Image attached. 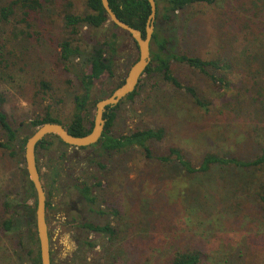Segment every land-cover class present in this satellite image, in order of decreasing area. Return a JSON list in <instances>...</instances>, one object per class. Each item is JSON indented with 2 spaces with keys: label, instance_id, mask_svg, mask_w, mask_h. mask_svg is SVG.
<instances>
[{
  "label": "rangeland",
  "instance_id": "374dc122",
  "mask_svg": "<svg viewBox=\"0 0 264 264\" xmlns=\"http://www.w3.org/2000/svg\"><path fill=\"white\" fill-rule=\"evenodd\" d=\"M42 1L45 6L41 17L30 30L33 36L21 34L22 26L10 23L4 33L0 31L2 44L6 45H0V54H5V62L0 64V98L4 99L3 110L20 135L23 124L34 127L36 115L47 110L69 125L74 116L75 95L82 91L79 77L91 71L83 59L72 60L71 70L58 61L57 45L63 35L60 17L68 2ZM71 1L70 10L80 14L87 10L85 0ZM243 1L217 0L212 5H193L178 12L172 36L174 51L208 57L230 53L223 47L219 34L224 32L222 25H228L227 19L233 13L243 11ZM16 17H22L21 13ZM81 32L83 49L90 53L97 46L100 48V42L89 38L98 39L96 31L82 27ZM104 32L117 34L120 47L112 57V72L104 73L92 87L85 111L92 120L97 102L116 89L139 56L138 47L127 32L113 27L110 21ZM108 55L105 50L103 56ZM171 65L177 79L194 87L210 106H197L186 90L161 74L145 72L135 96L123 99L115 109L112 133L163 128L164 137L151 142L155 155L169 156L172 149L179 148L195 165H199L207 151L254 156L262 131L231 104L233 90L186 63L173 60ZM223 73L230 79L237 76L230 70ZM45 82L52 88L44 86ZM4 135L0 127L1 141ZM25 144L15 156L0 148V264H34L33 258L40 251L37 230L26 220L13 224L11 229L2 225L5 210L11 215L10 212L21 210L18 206L33 207L37 201L25 173ZM41 146L47 147L42 154L48 151L50 159L59 149L71 148L54 134L48 135ZM84 152L98 155L101 150L96 144ZM85 176L92 185L102 180V186L94 187L98 199L93 211L82 203V210L70 216H89L98 225H118V236L111 239L78 223L73 239L67 236L72 233V224L48 223L52 264H168L177 250L189 247L211 253L214 260L202 264H217L215 256L219 259V250L225 252L228 262L264 264V212L254 193L263 180L262 171L215 167L206 174H188L176 163L148 158L137 147L94 162ZM76 189L71 205L80 208ZM114 208L116 215L112 213ZM70 239L74 240L76 251L72 250Z\"/></svg>",
  "mask_w": 264,
  "mask_h": 264
},
{
  "label": "trees",
  "instance_id": "16d2710c",
  "mask_svg": "<svg viewBox=\"0 0 264 264\" xmlns=\"http://www.w3.org/2000/svg\"><path fill=\"white\" fill-rule=\"evenodd\" d=\"M63 1H67L68 4H64L62 16L60 17L63 35L58 40L57 45L59 47L58 61L64 64L67 70H71L69 69V64L73 66L71 62L74 59H83L84 63L91 66L89 73L82 74L79 77L82 91L76 93L73 119L69 125H65L72 134L81 136L91 132L94 124V120L87 118L85 115L92 87L103 73L112 72V57L118 52L120 46L117 34L106 35L105 32L103 33L109 17L106 15L102 0H85L87 10L81 14L70 10L72 7L71 0ZM216 1L156 0L157 16L151 43L152 60L146 69V73L161 74L175 86L186 90L193 97L197 106H204L205 108L210 106V102L203 99L194 87L183 85L173 74L171 65L173 60L186 63L188 66L208 76L213 82L233 90L235 96L231 104L236 109L244 112L248 119L254 122L255 128L262 131L258 152L252 157H241L233 153L221 154L217 151H207L199 165L192 164L179 148L172 149L169 156H157L151 147V142L161 140L165 135V130L163 128L147 127L127 134L116 135L112 133L117 105L113 108L108 107L110 113H105L104 115L108 120L105 131L97 143L101 150L100 160L109 159L117 154L140 147L148 158L171 164L176 163L182 166L188 174H206L215 167H235L237 169L262 171L264 173V0H244L243 11L233 13L227 19L228 25H226V22L224 24L221 23L223 24L224 32L219 34L221 37L219 40L223 41V47L228 49L230 53L208 57L179 53L172 48L174 45L173 28L178 12L184 11L193 5H212ZM43 2L42 0H0V31L4 33L5 28L10 23L16 27L22 26V29H20L21 34L33 36V32L30 30L34 28V22L41 17L40 12L45 6ZM109 2L119 18L141 30L143 36H145L146 23L151 11L148 0H109ZM48 6H51V4H48ZM67 7L68 9H66ZM18 12L21 13L22 17H16ZM111 24L113 27L121 29L115 23L111 22ZM82 27L96 31L100 38L96 39L95 36L89 38L97 40L100 44H105L107 46L106 51L111 53L112 56L105 58L103 56L105 50L102 49L97 51L96 54L93 51L89 53L83 49L80 43L83 39ZM123 31L127 32L126 30ZM36 34L38 35V33ZM133 41L137 45L134 39ZM2 43L3 37L0 39V45L6 48V45ZM4 58L5 54L1 53L0 64L5 62ZM107 60H109L108 64L106 63ZM225 70H230L238 77L228 78L223 73ZM124 80L119 82L116 88L123 84ZM44 86L52 88L48 82H45ZM136 92L131 93L126 98H133ZM3 102L4 99L0 98V127L5 134L3 137L4 141L0 139V148L9 151L10 155L15 156L19 153V148L24 146L18 142L20 137L19 129L10 122L7 113L3 110ZM46 122L62 123L61 120L54 117L47 110L43 114L36 115L32 124L35 127ZM45 140L46 137L38 145L41 146ZM25 141L26 139L22 143L25 144ZM102 165L104 167V164ZM25 173L27 174V172ZM102 185L103 182L99 179L94 185L90 184L87 186L85 192L89 201L92 203L97 201L98 197L94 187ZM29 186L32 196L36 197V190L30 179ZM254 193L261 207V212H264V177ZM6 206L8 207L9 204L6 203ZM100 212L105 214L103 210ZM112 213L118 214L115 208ZM2 225L6 229H11L13 221L10 218L4 219ZM83 226L92 232L107 234L111 239L117 237L119 233L118 225L113 226L111 223L98 225L88 222L83 224ZM219 251L221 252L218 256L219 259L215 256V261L218 260L217 264H237L234 261L228 262L229 260L224 257L225 252L223 250ZM222 257L224 258L222 259ZM212 260L214 259L211 258V253H205L199 248L189 247L177 250L168 260V264H202ZM33 263L41 264L40 251L34 256Z\"/></svg>",
  "mask_w": 264,
  "mask_h": 264
},
{
  "label": "water",
  "instance_id": "95a60500",
  "mask_svg": "<svg viewBox=\"0 0 264 264\" xmlns=\"http://www.w3.org/2000/svg\"><path fill=\"white\" fill-rule=\"evenodd\" d=\"M148 1L150 3L151 11L146 23V33L145 36H143L141 30L131 26L129 23L118 17L110 5L109 0H102L109 21L118 25L121 29L126 30L137 42L139 56L129 68L123 84L117 87L111 94L97 102L96 114L91 132L77 136L72 134L65 125L59 122H46L35 127L23 124L24 130H22V134L23 136H28L24 148L26 169L29 179L33 182L36 190V223L34 226L37 230L40 245L41 264H52V259L48 223L46 220L47 198L41 180L40 171L37 166L36 146L45 137L51 134H55L63 142L77 147L90 146L99 141L105 130L106 119L104 115L108 107L117 106L128 95L136 91L141 77L145 74L147 67L151 63V43L155 31L157 2L156 0ZM100 47H104V45H100Z\"/></svg>",
  "mask_w": 264,
  "mask_h": 264
},
{
  "label": "flooded vegetation",
  "instance_id": "af4514ba",
  "mask_svg": "<svg viewBox=\"0 0 264 264\" xmlns=\"http://www.w3.org/2000/svg\"><path fill=\"white\" fill-rule=\"evenodd\" d=\"M104 47L97 46L93 52L95 54L97 51L106 50L107 46L105 44ZM109 57L112 56L111 53L108 55ZM106 63H109V60L106 61ZM107 73V72H105ZM104 74V73H103ZM102 74V75H103ZM101 75V76H102ZM100 76V77H101ZM113 108V107H110ZM105 113H110L109 110ZM106 123L108 118L105 117ZM106 127V124H105ZM21 129V135L18 139L19 144H22L23 140L26 136H23ZM105 131V130H104ZM59 138V137H58ZM63 142V141H62ZM65 143V142H64ZM98 143V142H97ZM97 143L90 145V146H83V147H77L70 144L65 143V145L70 146L71 148L68 151H63L59 149L56 151V153L53 154V157L50 159L48 151L45 152V154H42V150L46 149L42 146H36V152H37V166L40 171L41 180L43 183V187L46 193V220L47 223H55L57 221H61L63 224H72L71 225V232L68 233V237L75 239V224L78 223H88L91 222L89 220L91 217L89 216H81V218H78V216H70L72 212H80L82 210V203L87 204L90 211H93L91 208L94 204L91 201L88 200L86 196V188L88 185L92 184L90 183V179H86V172L88 169L91 168L94 162L98 163V160H100V154L93 155L88 154L87 152H84L87 148H93L94 145ZM80 149V151H79ZM41 150V152H40ZM20 151V148H19ZM51 153V152H50ZM56 156V157H54ZM77 188V189H76ZM76 189V198L80 202V208H75L71 205V200L74 196L73 191ZM36 204L31 207L30 205H21L18 206L19 212H10L8 214L7 210L3 212L1 215L4 219H12L13 224H17L23 220H26V222L30 223L32 227L35 228L36 223ZM8 215V216H7ZM71 217V220H68V218ZM89 217V218H88ZM34 221V222H33ZM49 238L50 243L52 241L51 238V231L49 230ZM69 237V238H70ZM70 239V245L72 246V250L76 251V248L73 247L74 240ZM51 246V244H50ZM51 259H52V249H51Z\"/></svg>",
  "mask_w": 264,
  "mask_h": 264
}]
</instances>
